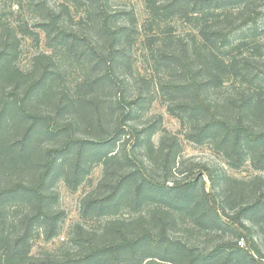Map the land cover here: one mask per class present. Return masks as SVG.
Returning <instances> with one entry per match:
<instances>
[{
  "label": "trees",
  "instance_id": "1",
  "mask_svg": "<svg viewBox=\"0 0 264 264\" xmlns=\"http://www.w3.org/2000/svg\"><path fill=\"white\" fill-rule=\"evenodd\" d=\"M110 1L16 0L12 6L0 5V264H263L264 254L255 240V232L244 220L259 225L249 214L264 206V177L255 176L252 180L227 177L220 182L210 174L221 193L218 197L206 189L199 193L197 176L160 183L127 150L122 154L116 152L117 142L126 135L134 138L137 145L146 144L150 155L153 147L143 139L144 131L128 124L126 116H119L114 126L108 128L105 107L91 93L94 83L87 85L90 90L85 93L76 88L71 97L70 92L60 89L64 70L58 51L51 55L40 52L27 69L20 66L23 43L30 38L40 44L44 35L48 48L60 50L64 55L80 52V57L87 55L93 65L104 64L106 71L102 77L111 81L116 76V58L126 32L110 21L112 17L107 14ZM244 1L171 0L162 5L158 0H144L148 13L145 28L159 31L182 5L196 13L192 16L204 19L199 33L191 36L195 40H180L176 53L177 60L186 58V63H177L188 70L190 81L184 85L195 94L193 112L207 117L201 123L195 122L191 134L206 139L210 132L218 131V140L229 150L231 166L241 163L252 152L251 163H263L264 170V130L255 131L254 124L249 122L256 112L263 113L264 99L252 96L236 102L238 116L232 123L220 114L219 103L203 98L206 86H222L231 70L237 79L247 80L249 76L248 63L235 61L231 52L225 51L233 32L255 24L260 17L256 11L232 17L227 6ZM86 6L93 18L89 25L77 30L73 22L80 8ZM15 15L16 22L10 18ZM96 28L104 36L94 33ZM149 37L150 46L160 39H185L174 37L171 30ZM98 39H104L103 48ZM202 51L206 54L204 58ZM220 56L233 59L226 63ZM196 60L206 61L205 66L189 64ZM254 79L255 75L252 82ZM125 86V81H121L120 88ZM82 127L94 135L93 139L78 136ZM103 136L113 137L112 149L106 150L100 144L95 153L87 155L93 143L106 140ZM173 152V146L161 147L166 160ZM91 156L103 163L105 175L97 191L83 200L81 222L74 226L64 248L35 255L37 237L44 236L48 243L58 238L65 217L55 207L59 197L53 191L54 180L65 174L69 185H79ZM121 160L127 171H121ZM248 195L258 196V201ZM219 197L239 202L238 206L246 202L233 218L234 224H226L225 228L236 236L237 242L246 241L248 247L242 248L237 242H224L210 250L201 247L202 233L215 230L221 221ZM123 207L140 214L128 220L112 219ZM183 214L190 218L191 225L185 229L183 238H177L172 233ZM104 217L110 219L104 221Z\"/></svg>",
  "mask_w": 264,
  "mask_h": 264
},
{
  "label": "rangeland",
  "instance_id": "2",
  "mask_svg": "<svg viewBox=\"0 0 264 264\" xmlns=\"http://www.w3.org/2000/svg\"><path fill=\"white\" fill-rule=\"evenodd\" d=\"M14 1L16 0H0V5L7 3L12 6L15 5ZM158 1L163 5L171 0ZM183 1L189 2L190 0ZM14 7L13 9H16ZM227 7V11L235 18L253 11L260 14L255 24L250 23L233 32L230 37V44L225 50L228 53L231 52L232 56L236 58L235 61L242 64L248 63L246 72L249 73V76L246 77L248 81L243 80L242 77L237 79L233 75L234 71L231 70L230 74L224 78L222 86L217 88H207L206 86L204 91L203 98L210 102L219 103L222 106L218 107L220 114L234 123L238 116V109L235 107L238 106V103L236 102L252 96L256 99H264V0H245L240 5L232 4ZM89 11L88 6L80 8L78 17L73 22L75 29L81 30L83 26L86 27L87 23L91 22L90 19L93 16ZM175 13H177L176 16L168 18L166 25L162 26L159 31H149L145 28L148 13L144 0L110 1L107 8L108 16L112 17L110 21L114 26L126 32V40L122 42L116 58V76L111 81L102 77L106 71L104 64L95 66L87 55L80 57V52L79 55H69V52L64 55L60 50L53 47L48 48L43 34L40 44L35 43L36 41L30 38H27L23 43L20 66L27 69L32 58L40 52L51 55L55 50L58 51L57 57L60 58L61 67L64 70V78L59 84L60 89L70 92L69 97H71L75 95L76 88L80 87L79 92L85 93L90 90L87 85L94 83L91 87V93L99 97L103 107H105V112L109 118L108 128L111 129L114 126L116 118L121 115L126 116L128 117V124L144 131L143 139H146L153 147L150 155L146 150V144L137 145L134 138L126 135L117 142L116 152L122 154V151L127 150L129 154L143 162L150 175H153L160 183L167 181V179L174 182L197 176V191L202 193L206 189L207 192L213 191L218 197L221 193L218 191V185H213L210 174L214 175L216 181L220 180V182L223 179L225 181L227 177L252 180L255 176L264 177L263 163L260 165L251 163L252 152H250L247 159L231 166L229 164L232 162L229 150L226 145L223 146L222 142L218 140V131L212 132V134L208 131L210 133L206 139L192 136L193 127H196L195 122L199 120L198 123H201L207 117L199 111L193 112L196 97L192 88L186 89L184 85L185 82L190 81L188 70H184L181 64L177 63H186V58L182 56L181 61L177 60L179 58H176V53L179 49V41L195 40L191 36L198 34L199 27H203L205 22L200 17L192 16L196 13L191 12L187 5H182L181 10H175ZM10 18L14 22H16L14 19L17 20L16 15L10 16ZM209 23L214 22L210 21ZM170 30L174 37L181 36L185 39H160L154 46L148 44L147 40L151 34L154 35L158 32L167 34ZM94 33L101 36L102 30L96 28ZM98 40L100 47L103 48L104 39ZM201 54L203 58L206 57L203 51ZM220 57L226 63L233 59L229 56ZM189 64H203L204 67L206 61L196 60L195 63L190 62ZM254 75L256 79L252 82ZM201 78L203 79V77ZM121 81H125L124 89L120 88ZM181 103L184 105L183 107L177 106ZM250 119L249 122L254 124L255 131L264 130V110L261 115L256 112L255 117L251 116ZM79 131L81 132L78 136L81 138L93 139L94 137L84 127ZM85 133H88V136L84 135ZM104 137L106 138L104 142L93 143L88 148L87 155L90 152L95 153L100 144L106 150L112 149L113 137L103 136L102 138L104 139ZM172 146L174 152L166 160V153H161V147L172 148ZM72 154L74 155V153ZM89 159L92 161L87 163L88 166H85L79 185H69L65 174L54 180L53 191L59 197V202L55 207L63 211L65 217L60 225L58 238L48 243L44 236L37 237L33 251L35 255L43 253L45 250L64 248L72 236L74 226L81 222L83 200L89 194L97 191L99 182L105 175L103 163L93 156ZM121 166V171L128 170L123 160H121ZM248 197L258 201V196L248 195ZM225 199L219 197L220 223L216 225L217 227L215 226V230L202 233V248L210 250L224 242L235 243L238 241L236 236L231 231H227L225 227L226 224H234L233 218L246 202L242 201L238 206L239 202L233 203L225 201ZM138 214L140 213L135 209L123 207L112 216V219L128 220ZM249 215L259 223V227L253 226L249 220H244V223L254 230L255 240L264 254V206L261 205L259 210H252ZM109 219V217H104L102 220ZM181 219L185 222L183 223ZM190 221V218L183 214L179 218V224L172 235L183 238L185 229L191 225ZM237 243L239 244V242ZM240 247H248L246 241H243Z\"/></svg>",
  "mask_w": 264,
  "mask_h": 264
},
{
  "label": "built area",
  "instance_id": "3",
  "mask_svg": "<svg viewBox=\"0 0 264 264\" xmlns=\"http://www.w3.org/2000/svg\"><path fill=\"white\" fill-rule=\"evenodd\" d=\"M239 244H240V245H242L243 243H242V242H240Z\"/></svg>",
  "mask_w": 264,
  "mask_h": 264
}]
</instances>
